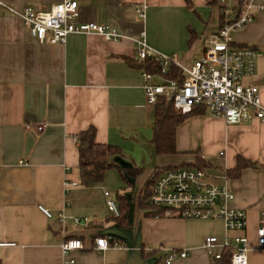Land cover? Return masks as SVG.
I'll list each match as a JSON object with an SVG mask.
<instances>
[{
    "label": "crops",
    "instance_id": "0c3cea01",
    "mask_svg": "<svg viewBox=\"0 0 264 264\" xmlns=\"http://www.w3.org/2000/svg\"><path fill=\"white\" fill-rule=\"evenodd\" d=\"M59 1L0 0V264H64L61 244L67 238L84 243L69 255L77 264H162L172 251L178 256L171 264H212L205 238L239 234L248 238L249 264H264L257 238L264 212V121L229 124L207 109L178 125L176 154L159 155L153 143L155 104L147 101L137 55L143 37L153 51L188 65L198 43L204 39L206 46L219 31L221 7L232 23L251 3L254 17L233 39L259 52L257 72L245 81L260 88L264 102V10H257L264 0H225L216 6L192 0L191 8L185 0H77L79 22L109 25L123 38L74 33L65 43L39 42L19 14L26 6L46 10ZM140 5L145 16L137 13ZM91 126L97 142L121 148L115 163L141 166L142 172L126 180L111 168L101 183L82 185L76 137ZM223 147L230 150L228 161L213 164ZM136 148L143 150L139 158L130 155ZM198 154L218 175L234 168L239 155L258 164L229 177L235 193L231 206L248 213L244 232L227 231L218 219L150 216L140 206L157 169L193 164ZM66 182L76 185L67 192ZM120 195L130 205L123 226L107 206L109 199L120 205ZM101 236L111 243L104 251L94 248ZM157 251L164 257L155 259ZM183 251L188 255L181 257Z\"/></svg>",
    "mask_w": 264,
    "mask_h": 264
},
{
    "label": "built area",
    "instance_id": "2783aa9c",
    "mask_svg": "<svg viewBox=\"0 0 264 264\" xmlns=\"http://www.w3.org/2000/svg\"><path fill=\"white\" fill-rule=\"evenodd\" d=\"M218 2L224 3L225 0ZM145 9V6L140 5L137 13L145 16ZM257 10L263 11L264 6L258 7ZM19 15L28 26L32 37L42 43H65L68 36L74 33L98 34L110 41L123 38L120 31L109 25L94 21L79 22L77 0H61L46 10L26 6ZM253 17V5L249 3L236 21L227 23L210 40H206L201 58L191 66L181 64L175 56L153 51L143 37L137 40L139 59L152 57L162 66L161 73H142L147 101L155 104L158 96L164 95L172 100L176 110L183 114L192 111L196 105H204L229 124L264 121V102L260 88L245 81L257 72L259 52L251 46L235 45L232 36L234 30L241 29ZM172 63L182 72L177 79L167 77ZM154 79H159V82ZM44 126L45 124L38 125L37 130L42 131ZM27 128H31V125L28 124ZM75 185L74 182H66V191L69 192L71 186ZM108 194L106 192V195ZM234 199L235 193L230 186L227 172L218 175L208 168L175 166L164 169L156 177L151 187L149 204L160 212L159 216L218 219L224 222L227 231L244 232L248 226V213L245 209L232 207ZM107 206L115 217L120 216L116 201L109 199ZM40 209L47 217H53L49 209L43 206H40ZM58 217L61 222L64 221L63 210L59 212ZM257 238L259 249L264 250V212L261 213ZM110 245L106 237L95 238L94 248L98 251L107 250ZM114 246L119 245L114 243ZM204 246L215 259H219L224 250H230V264H249V243L244 234L208 236L204 240ZM61 248L65 258L64 264H77L69 255L74 250L84 249L85 246L79 238H67L62 242ZM179 255L185 257L188 253L183 251ZM177 256L174 251L170 252L162 264H171Z\"/></svg>",
    "mask_w": 264,
    "mask_h": 264
},
{
    "label": "trees",
    "instance_id": "16d2710c",
    "mask_svg": "<svg viewBox=\"0 0 264 264\" xmlns=\"http://www.w3.org/2000/svg\"><path fill=\"white\" fill-rule=\"evenodd\" d=\"M187 7H192V0H185ZM211 6L218 5V0H207ZM221 27L227 23H231L226 19V12L221 7ZM236 45V44H235ZM244 46V45H239ZM140 68L143 71H147L153 74L161 73L162 66L155 61L152 57L145 60H141ZM181 69L175 65L170 64L167 77L170 79H177L181 74ZM207 110L204 105H196L189 113L183 114L176 110L173 101L167 99L164 95H159L155 103V123H154V138L153 143L156 148V152L159 155L176 154V128L188 117L203 114ZM77 143L79 151V169L81 184L84 186H90L93 184L101 183L104 180L106 171L111 168H116L120 171L122 177L126 180L137 177L142 169L136 165H119L113 161V157L121 156L122 150L120 147L108 143H99L96 140V128L91 126L87 130H84L77 134ZM188 167L194 168H209L212 167V163L201 155H197L196 162L188 164ZM257 168L258 164L239 155L237 163L234 168L228 169L226 172L229 177H238L241 172L246 168ZM166 168L157 169L154 175L147 181L144 191L140 198V206L148 209V215L159 216L160 212L154 210L149 204V196L151 187L156 177ZM120 216L117 217L119 223L123 226L127 223L129 212V200L124 196H119ZM150 210V211H149ZM231 251L224 250L219 259H215L212 264H230Z\"/></svg>",
    "mask_w": 264,
    "mask_h": 264
},
{
    "label": "rangeland",
    "instance_id": "374dc122",
    "mask_svg": "<svg viewBox=\"0 0 264 264\" xmlns=\"http://www.w3.org/2000/svg\"><path fill=\"white\" fill-rule=\"evenodd\" d=\"M233 12H234V9H233V6H229V8H228V17H232L233 16ZM238 31H240V30H234L233 32H232V36L234 37V34H236ZM237 46H239V45H237ZM204 47H205V43H204V39L203 40H201L199 43H198V45H197V47H196V49H195V52H194V61L193 62H191V63H189L188 65H192L194 62H195V60H198V59H200L201 58V56H202V54H203V50H204ZM221 150L223 151V152H225V154L224 155H220V153H219V151L221 152ZM133 151L135 152V153H130V155L131 156H134V157H136V158H139L138 156H139V151H142L143 152V150L142 149H140V148H136V149H133ZM132 152V151H131ZM197 152V151H196ZM215 156V158L213 159V164H215V165H217V164H219L220 162H222V160H227L228 161V159H229V156H230V150L228 149V148H226V147H223V148H221V149H219L218 150V152H217V154L216 155H214ZM213 158V157H212ZM139 161H140V163H138L139 165L143 162L141 159H139ZM148 163V162H147ZM147 163H145V164H147ZM141 167V166H140ZM153 254H155V256H154V258L155 259H161L162 257H164V253L163 252H161V251H157L156 253H153Z\"/></svg>",
    "mask_w": 264,
    "mask_h": 264
}]
</instances>
